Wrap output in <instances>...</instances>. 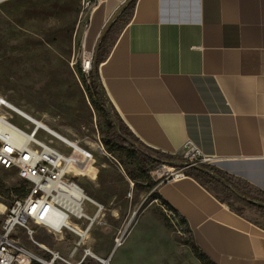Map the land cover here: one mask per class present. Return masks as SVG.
<instances>
[{
  "label": "crops",
  "instance_id": "0c3cea01",
  "mask_svg": "<svg viewBox=\"0 0 264 264\" xmlns=\"http://www.w3.org/2000/svg\"><path fill=\"white\" fill-rule=\"evenodd\" d=\"M125 1L94 0L85 33L99 37ZM99 76L146 145L181 155L192 142L264 191V0H136ZM157 190L212 262L264 264L260 212L234 211L186 174Z\"/></svg>",
  "mask_w": 264,
  "mask_h": 264
},
{
  "label": "rangeland",
  "instance_id": "374dc122",
  "mask_svg": "<svg viewBox=\"0 0 264 264\" xmlns=\"http://www.w3.org/2000/svg\"><path fill=\"white\" fill-rule=\"evenodd\" d=\"M82 10V0H5L0 4V96L93 153L87 172L77 180L91 199L104 206L82 241L72 230L54 233L31 223L33 236L19 230V242L41 264H103V260L107 264H205L195 252L187 227L155 198L157 181L152 173L151 185L134 154L106 150L107 121L92 106L87 84L82 82L88 77L83 61L91 54L94 59L99 37L85 33L90 16L89 10ZM3 113L30 131L31 124L20 115L11 110ZM53 145L71 151L56 139ZM180 156L202 162L185 153ZM163 165L184 173V168L167 163L153 171ZM25 185L17 168L0 166V227L19 196L7 189ZM230 204L242 207L235 200ZM97 209L93 202L86 203L89 214ZM87 224L81 223L84 228Z\"/></svg>",
  "mask_w": 264,
  "mask_h": 264
},
{
  "label": "built area",
  "instance_id": "2783aa9c",
  "mask_svg": "<svg viewBox=\"0 0 264 264\" xmlns=\"http://www.w3.org/2000/svg\"><path fill=\"white\" fill-rule=\"evenodd\" d=\"M93 5L94 0H82V13ZM92 66L91 54L84 59L83 70L89 73ZM6 110L15 112L30 123V131L15 125L3 113ZM40 134H45L44 138ZM54 139L71 151L67 153L55 147ZM185 154L202 162L213 159L204 155L192 142L187 143ZM92 159L90 150L0 96V166L17 168L29 190L25 197L15 198L0 227V264H32L34 256L21 245L17 236L18 231L23 230L32 237L31 223L44 225L54 233H62L66 228L75 232L80 241L84 239L104 209L102 204L86 194L77 180L79 175L87 172ZM151 173L157 186L184 175L181 169L176 171L167 165ZM88 201L98 208L93 215L86 211ZM84 221L88 222L85 228L81 225ZM36 258L46 263L43 258Z\"/></svg>",
  "mask_w": 264,
  "mask_h": 264
},
{
  "label": "trees",
  "instance_id": "16d2710c",
  "mask_svg": "<svg viewBox=\"0 0 264 264\" xmlns=\"http://www.w3.org/2000/svg\"><path fill=\"white\" fill-rule=\"evenodd\" d=\"M135 2L136 0L130 2L110 26L109 30L100 42L98 51L95 53L93 66L88 73L87 79L83 78L82 80L84 85L87 84L86 91L88 93V97L92 106L107 121L108 131L104 137L106 150L111 154H114L119 150H126L134 154L140 170L145 175V177L149 178L150 181H152L151 185L154 184L151 172L163 163L172 164L174 166L184 168V173L186 175L195 178L203 186L212 190L219 198H221L220 195H224V198L221 199L223 201H226L234 211L243 213L245 211V207H249L260 212L264 217L263 190L255 187L254 185L241 178L232 176L209 163L188 162L180 155L166 153L146 145L124 123L119 113L110 102L100 80L99 65L108 56L111 46L113 45L119 30L129 20L135 6ZM94 69L96 70V74L94 73ZM115 121L117 122V125ZM179 163H184V165L187 166L185 167L183 165H180ZM157 189L155 190V198L161 200L163 205L167 209L171 210L177 217V219L182 224H184L190 232L188 222L185 217L180 215L165 199H163ZM11 191H14L17 195H19L17 197H25L29 192L27 184L25 186L16 187L14 189H7V193H11ZM231 200L240 202L242 204V207H235L234 205L230 204ZM193 243L196 247L195 252L203 263L215 264L207 257L204 252H202L197 247L194 239ZM32 264L41 263L33 260ZM94 264L98 263L96 262Z\"/></svg>",
  "mask_w": 264,
  "mask_h": 264
},
{
  "label": "water",
  "instance_id": "95a60500",
  "mask_svg": "<svg viewBox=\"0 0 264 264\" xmlns=\"http://www.w3.org/2000/svg\"><path fill=\"white\" fill-rule=\"evenodd\" d=\"M133 0H127L123 3V5H121L116 11L115 13L112 15V17H110V19L107 21L106 25L103 28L102 33L99 36V40L97 43V48H96V52L98 51L100 42L102 40V38L105 36V34L107 33V31L109 30L110 26L113 24V22L118 18V16L122 13V11L124 10V8ZM95 63V62H94ZM94 73L96 74V70L94 69ZM116 125L117 122L115 121ZM104 264V263H103Z\"/></svg>",
  "mask_w": 264,
  "mask_h": 264
},
{
  "label": "bare ground",
  "instance_id": "6f19581e",
  "mask_svg": "<svg viewBox=\"0 0 264 264\" xmlns=\"http://www.w3.org/2000/svg\"><path fill=\"white\" fill-rule=\"evenodd\" d=\"M117 241H118V245L121 243V239L119 238V239H117ZM104 264H107V262H106V260H103L102 261ZM48 264V263H47Z\"/></svg>",
  "mask_w": 264,
  "mask_h": 264
}]
</instances>
